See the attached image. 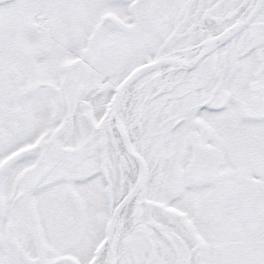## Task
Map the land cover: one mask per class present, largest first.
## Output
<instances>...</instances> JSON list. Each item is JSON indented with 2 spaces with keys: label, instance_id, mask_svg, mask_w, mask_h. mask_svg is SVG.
<instances>
[{
  "label": "snow or ice",
  "instance_id": "snow-or-ice-1",
  "mask_svg": "<svg viewBox=\"0 0 264 264\" xmlns=\"http://www.w3.org/2000/svg\"><path fill=\"white\" fill-rule=\"evenodd\" d=\"M0 264H264V0H0Z\"/></svg>",
  "mask_w": 264,
  "mask_h": 264
}]
</instances>
